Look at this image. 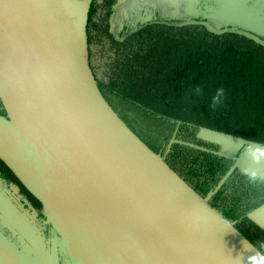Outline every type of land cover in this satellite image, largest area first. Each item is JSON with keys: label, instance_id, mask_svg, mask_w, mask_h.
Masks as SVG:
<instances>
[{"label": "water", "instance_id": "water-1", "mask_svg": "<svg viewBox=\"0 0 264 264\" xmlns=\"http://www.w3.org/2000/svg\"><path fill=\"white\" fill-rule=\"evenodd\" d=\"M85 27L62 0H0V161L50 227L8 237L0 222V264H246L252 243L214 194L195 191L109 104Z\"/></svg>", "mask_w": 264, "mask_h": 264}, {"label": "trees", "instance_id": "trees-1", "mask_svg": "<svg viewBox=\"0 0 264 264\" xmlns=\"http://www.w3.org/2000/svg\"><path fill=\"white\" fill-rule=\"evenodd\" d=\"M114 2L104 0V6ZM91 18L88 61L103 95L177 122L179 139L187 142L176 145L166 163L202 196L213 193L216 210L223 209V196L231 191L234 201L226 202L223 217L235 221L252 244L264 242V231L251 218L264 204L259 198L264 187L253 189L240 175L249 161L229 140L264 141V47L238 33L218 35L199 24L147 25L120 44L109 37L107 25L91 28ZM92 48L106 52L96 54ZM109 51L113 58H105ZM197 86L203 95L195 94ZM220 87L226 89V101L211 110L210 97ZM208 132L222 136L223 143L209 141ZM0 169L29 194L1 161Z\"/></svg>", "mask_w": 264, "mask_h": 264}, {"label": "rangeland", "instance_id": "rangeland-1", "mask_svg": "<svg viewBox=\"0 0 264 264\" xmlns=\"http://www.w3.org/2000/svg\"><path fill=\"white\" fill-rule=\"evenodd\" d=\"M223 1L221 0V2ZM226 1L232 2L233 5L230 4L229 9L224 12H220L216 8L211 9L210 3L203 4L201 0H116L110 6L123 5L124 9L128 11L125 12L130 14L131 18L137 16L136 21L139 20V25H143V27L153 24H172L182 27L191 23L199 25L207 23L216 31L238 33L264 47V0ZM171 8H175V10H170ZM106 99L119 117L165 162L175 147L179 146V143L187 142L179 139L180 127L177 122L154 116L123 100L114 98L110 94ZM203 153L208 154L205 149H203ZM262 191L264 190L262 189ZM231 194V191L224 194L223 197H227V201H223V209H226V202L234 201V196ZM0 209L5 218H9L14 226L19 227V233L30 234V237L36 235L32 226L24 222V219H21L20 215L10 208L1 197ZM223 209L217 208L224 215ZM231 223L237 229L238 224L235 221ZM2 230L5 228L2 227Z\"/></svg>", "mask_w": 264, "mask_h": 264}, {"label": "crops", "instance_id": "crops-1", "mask_svg": "<svg viewBox=\"0 0 264 264\" xmlns=\"http://www.w3.org/2000/svg\"><path fill=\"white\" fill-rule=\"evenodd\" d=\"M62 2L77 27H85L86 23V35L93 9L95 12L91 18L90 27L92 28L102 23L107 25L109 28V37L120 44L127 41L129 37L137 34L140 26L141 28L143 27V25H139V20L136 21L137 16L131 18V15L126 13L128 11L124 9L123 5H119L118 7L104 6V0H101L103 4L99 0H62ZM170 10H175V8H171ZM106 13L108 14L106 15ZM92 50L96 54L106 52V50L104 52L101 50L95 51L93 48ZM95 57L98 58L101 56L97 55ZM111 57L113 58L111 51H109L105 58ZM112 96L116 98V96ZM251 218L264 231V206L255 211Z\"/></svg>", "mask_w": 264, "mask_h": 264}, {"label": "clouds", "instance_id": "clouds-1", "mask_svg": "<svg viewBox=\"0 0 264 264\" xmlns=\"http://www.w3.org/2000/svg\"><path fill=\"white\" fill-rule=\"evenodd\" d=\"M196 95H203V89L197 86L194 89ZM227 93L223 87L216 88L209 100V108L217 110L226 101ZM236 152L245 156L249 161L248 165L240 168V175L248 182L253 189L264 187V141H232ZM246 250L250 253L246 257V264H264V242L259 244H246ZM236 264H244L245 258H235Z\"/></svg>", "mask_w": 264, "mask_h": 264}, {"label": "flooded vegetation", "instance_id": "flooded-vegetation-1", "mask_svg": "<svg viewBox=\"0 0 264 264\" xmlns=\"http://www.w3.org/2000/svg\"><path fill=\"white\" fill-rule=\"evenodd\" d=\"M204 3H210L211 9L216 8L217 10L222 9L223 7L233 5L232 2H228L224 0H201ZM1 109V104H0ZM29 195V194H28ZM24 192V190L13 180L5 177L0 169V197L5 201V203L12 208L18 215H20L21 219H24V222L29 223L32 226L33 231H40L41 234L45 236L50 235V227L45 225L46 219L43 214L42 208L40 209L31 198ZM264 196H259L260 200ZM0 222L4 225L2 227L5 228L3 230L5 236L9 237V233H11L10 228L13 230V227H16L12 224V222L7 221L0 214ZM39 247V246H38Z\"/></svg>", "mask_w": 264, "mask_h": 264}]
</instances>
